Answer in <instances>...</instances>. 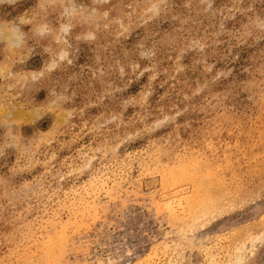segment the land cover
<instances>
[{"label":"rangeland","instance_id":"374dc122","mask_svg":"<svg viewBox=\"0 0 264 264\" xmlns=\"http://www.w3.org/2000/svg\"><path fill=\"white\" fill-rule=\"evenodd\" d=\"M263 129L264 0H0V264H264Z\"/></svg>","mask_w":264,"mask_h":264},{"label":"bare ground","instance_id":"6f19581e","mask_svg":"<svg viewBox=\"0 0 264 264\" xmlns=\"http://www.w3.org/2000/svg\"><path fill=\"white\" fill-rule=\"evenodd\" d=\"M13 118H14V117H13ZM263 130H264V129H263ZM185 159H186V158H185ZM190 163H191V162H190ZM172 165H173V164H172ZM172 165H171V167H173ZM192 165H194V164H192ZM167 169H168V168H167ZM164 170H165V169H164ZM177 170H178V169H177ZM188 170H189V169H188ZM213 171H214V170H213ZM177 172H178V171H177ZM179 172H180V171H179ZM190 172H191V171H189V174H190ZM162 173H163V172H162ZM208 173H209V172H208ZM171 174H172V173H171ZM205 174H206V173H205ZM177 175H178V174H177ZM203 175H204V174H203ZM232 175H233V174H232ZM172 176H173V175H172ZM191 176H192V175H191ZM210 176H211V175H210ZM167 177H168V176H167ZM167 177H165V179H166ZM204 177H205V176H204ZM231 177H232V176H231ZM234 177H235V176H234ZM161 178H162V177H161ZM171 178H172V177H171ZM162 179H163V178H162ZM199 179H200V178H199ZM185 180H186V179H185ZM165 182H167V181H165ZM184 182H185V181H184ZM215 182H216V181H215ZM186 183H187V182H186ZM207 183H208V182H207ZM160 184H162V181H161ZM173 185H174V184H173ZM173 185H172V186H173ZM169 186H170V185H169ZM169 186H168V188H169ZM174 186H175V185H174ZM174 186H173V187H174ZM160 187H161V186H160ZM218 187H219V186H218ZM163 189H164V188H163ZM163 189L161 188V190H163ZM165 189H166V188H165ZM197 189H198V188H197ZM201 189H203V188H201ZM226 189H227V188H226ZM194 190H195V189H194ZM163 191H164V190H163ZM217 191H218V190H217ZM224 201H225V200H224ZM50 248H51V247H50ZM48 250H49V249H48ZM50 250H51V249H50ZM32 255H33V254H32ZM41 257H42V256H41ZM18 259H19V258H18Z\"/></svg>","mask_w":264,"mask_h":264}]
</instances>
